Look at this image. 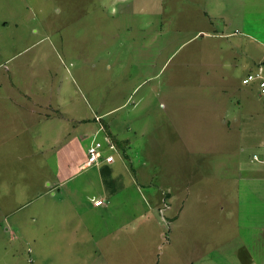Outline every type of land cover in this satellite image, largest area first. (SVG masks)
<instances>
[{
	"label": "rangeland",
	"instance_id": "rangeland-1",
	"mask_svg": "<svg viewBox=\"0 0 264 264\" xmlns=\"http://www.w3.org/2000/svg\"><path fill=\"white\" fill-rule=\"evenodd\" d=\"M252 2L0 0V264H264V101L205 15Z\"/></svg>",
	"mask_w": 264,
	"mask_h": 264
},
{
	"label": "crops",
	"instance_id": "crops-1",
	"mask_svg": "<svg viewBox=\"0 0 264 264\" xmlns=\"http://www.w3.org/2000/svg\"><path fill=\"white\" fill-rule=\"evenodd\" d=\"M252 1H253L252 4L254 3V10L258 8V13H260V9L263 8V11H264V0H252ZM241 14H242L241 12H237L234 17H230V18L226 17L225 19H223L222 25L215 27V23H218V22H216L213 19H216V18L221 19V18L218 17L217 15L214 16V14L205 13L206 20L209 25L206 28V30L209 32L207 34L211 37H214L217 39H225V40H230L234 34L242 35L238 37L236 41H234L236 42L235 43L236 46H233V48L230 49V47L229 48L221 47L220 50H217V51H221L222 53H224L225 50L227 49L228 53H230L235 49L236 55H239L242 52V50H240L241 47H244L243 48L245 51L244 54L246 52H248V54H247V59L245 60V63L242 62L241 64H239L240 66L239 68H242L243 71L246 72V75L242 78V80L245 79L250 74H254V75L259 74L261 77L264 78V13H260L259 17L252 18V21H250L249 19H246L245 16H241ZM198 30H199L198 34L199 33L201 35L203 33L205 34V31H203V29H198ZM242 42H244L243 44H245V46H239L240 44H242ZM230 43L232 42H229V45ZM220 63L221 61H218L217 65H219ZM215 68L216 67L212 65V68H211L212 73L214 72ZM227 79L228 78H226V76L224 75L221 78V84L223 86V91L225 92L227 88H230L233 86V81H228ZM242 80H241V85H245L242 83ZM251 82L255 83V87L257 86L256 96L260 99L263 98L262 101H264V94L260 93V88H259V83H258L259 81L254 80ZM251 82H249L245 86L251 84ZM239 87H240L239 84L238 85L236 84V88H239ZM253 89L255 88H252L251 90L249 89L246 90V93L250 95L251 94L250 91H252ZM263 106H264V102H263ZM74 132L75 133L73 134V136H71L70 140L64 143L66 145V150H67L66 151L67 153L65 155L67 154L68 155L66 156L67 159L59 160L60 168L58 169L56 173L57 176H60V181L59 179L56 178L58 182H65V181L71 180L75 174H71L69 170L75 166H78L79 163H81L79 161V158H83L84 156L81 141L78 139V136L80 137L82 132L84 131L82 130V132L79 133L78 130L75 131L74 129ZM71 152H75V153L71 154Z\"/></svg>",
	"mask_w": 264,
	"mask_h": 264
},
{
	"label": "built area",
	"instance_id": "built-area-1",
	"mask_svg": "<svg viewBox=\"0 0 264 264\" xmlns=\"http://www.w3.org/2000/svg\"><path fill=\"white\" fill-rule=\"evenodd\" d=\"M254 80L259 81L258 83H259L260 93L264 94V78L261 77L259 74L248 75L245 79L242 80V83L246 85L249 82L254 81ZM109 149H113V146L110 145ZM86 156H87V160L85 162L86 166L98 164V161H100L103 158L102 153H101V144L98 142L92 141L90 146L87 148ZM112 159H113V156L108 155V156H105L103 160L106 163H111L113 161ZM100 204H102V201L95 202V205H100Z\"/></svg>",
	"mask_w": 264,
	"mask_h": 264
},
{
	"label": "trees",
	"instance_id": "trees-1",
	"mask_svg": "<svg viewBox=\"0 0 264 264\" xmlns=\"http://www.w3.org/2000/svg\"><path fill=\"white\" fill-rule=\"evenodd\" d=\"M104 126H105V128L107 129L108 127H107V125L106 124H104ZM113 142H114V144H115V147H116V149H115V154L117 155V156H119V157H121L122 155L124 156V152H125V146H123V145H127L128 144V142H125L126 144H123L122 145V142H119V141H117L115 138H113ZM121 152V153H120ZM122 154V155H121ZM117 158V157H116ZM115 156H113V162H111V163H106L103 159H101L100 160V162H101V164L100 165H102L101 167H104V168H111V166L114 164V162H115ZM99 165V166H100ZM91 167H95V166H91ZM112 169V168H111Z\"/></svg>",
	"mask_w": 264,
	"mask_h": 264
}]
</instances>
